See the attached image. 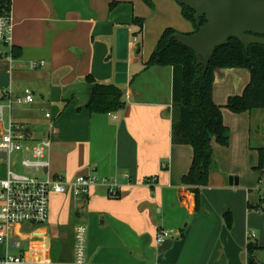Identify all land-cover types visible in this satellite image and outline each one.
I'll use <instances>...</instances> for the list:
<instances>
[{
    "label": "crops",
    "instance_id": "crops-1",
    "mask_svg": "<svg viewBox=\"0 0 264 264\" xmlns=\"http://www.w3.org/2000/svg\"><path fill=\"white\" fill-rule=\"evenodd\" d=\"M132 2L13 1L12 45L0 44V88L13 97H23L25 89H31L35 102L15 105L12 120L28 127L36 139L50 138L52 146L47 152L50 165L42 171L45 179L61 177L71 181L81 175L96 176L106 179L109 186L116 183L115 190L120 196L111 198L108 185H99L89 197L54 196L51 227L56 226L57 230L48 225L44 230L50 237L48 262H54L52 250L59 244H70L71 254L65 262L73 260L78 224L88 228V256L94 264H183L185 257L189 264H208L207 260L214 257L211 249L218 242L223 244L224 252L239 251L220 217L224 207L231 204L228 208H232L236 201L239 210H244L250 199L249 194H236L231 189L239 185L238 178H234L237 184L229 183L226 177L201 188L198 217L191 228L183 230L185 221L197 213L196 196L182 183L191 168L193 148L172 143L173 69L145 70L149 59L136 44L137 17ZM121 28L130 31L128 83L119 85L126 106L117 113L92 114L83 98L88 93L85 79L92 76L100 84L118 85L116 48ZM13 48L20 50L16 49V57ZM41 61L46 66L32 69L33 62ZM250 78L247 69L217 70L215 103L221 106L230 97L241 95ZM236 82L240 91L231 93ZM219 100L223 103H217ZM222 114L224 124L230 128L225 118L231 114L223 108ZM215 166L216 171V162ZM153 179L155 182H148ZM211 207L219 208L216 215ZM251 215L247 211V217ZM161 230L170 232L171 237L157 244ZM13 236L36 251L42 250L43 243L30 240L27 230L16 228ZM247 238L250 240L249 235H242L236 241L246 243ZM191 243L192 251L200 256L189 249ZM205 245L204 251L197 250ZM12 250L0 245V258L13 254ZM242 251L236 263L233 255L228 263L241 264ZM35 256L42 258L43 254L38 252Z\"/></svg>",
    "mask_w": 264,
    "mask_h": 264
},
{
    "label": "trees",
    "instance_id": "trees-1",
    "mask_svg": "<svg viewBox=\"0 0 264 264\" xmlns=\"http://www.w3.org/2000/svg\"><path fill=\"white\" fill-rule=\"evenodd\" d=\"M13 1L0 0V16L11 13ZM144 1L153 6L151 0ZM181 10L184 19L192 23L194 31L185 34L173 28L165 29L155 51L145 64V70L152 67L173 69L172 143L193 148L191 168L183 177L182 183L194 192L198 209L201 201L200 190L208 186L211 174L216 168L213 141L222 147H228L230 144L229 128L224 124L222 106L217 105L213 99L216 71L242 68L250 72V82L242 94L228 99L226 107L231 112L240 114L255 109L264 110V46L250 45L247 50L240 41L232 39L228 44L216 49L205 71L203 57L198 58L193 50L181 44L174 35H192L207 20L205 17L201 18L198 25L194 10L184 5H181ZM134 25L139 29L134 36L143 34L144 19L135 18ZM16 49L19 50L13 48L14 57L18 54ZM85 85L95 90L93 98L86 106L92 114H112L125 108V94L119 85L100 84L92 76L85 79ZM258 155L256 169L263 174L264 149H259ZM248 207L261 213L264 210V199L260 198L256 205L249 204ZM225 218L231 226V213H227ZM256 249L257 245L249 243L247 253L252 255Z\"/></svg>",
    "mask_w": 264,
    "mask_h": 264
},
{
    "label": "built area",
    "instance_id": "built-area-1",
    "mask_svg": "<svg viewBox=\"0 0 264 264\" xmlns=\"http://www.w3.org/2000/svg\"><path fill=\"white\" fill-rule=\"evenodd\" d=\"M0 44L12 45L11 13L0 16ZM9 58L12 56L9 55ZM44 66H46L44 61L33 62L31 65L34 70ZM34 102L31 89H25L23 97H13L6 89L0 93V153L6 155L5 159L0 158V162L8 164L6 176L0 179V245L19 252L0 258V264H56L47 260L50 252V237L44 232L50 219L51 196L60 195L79 199L89 197L99 185H108L106 179H99L96 176L81 175L71 181L61 177H47L41 180L17 173L12 169L14 164L11 158L16 153L22 154L21 165L24 168L35 169L36 172L49 169L47 152L52 146L50 138L36 139L28 127L12 120L15 105ZM50 116L46 114L47 118ZM260 181L264 182V173ZM148 182H155V179ZM109 188L111 198L119 197L115 190L116 183ZM16 228L27 230L30 240L42 242V250L36 251L30 246L24 249V241L18 236H13ZM170 237V232L161 230L156 242L162 244ZM253 238L254 235H249V239ZM38 252L43 254L42 258L35 256ZM59 264H94L88 256V228L85 224H78L75 228L73 260Z\"/></svg>",
    "mask_w": 264,
    "mask_h": 264
},
{
    "label": "rangeland",
    "instance_id": "rangeland-1",
    "mask_svg": "<svg viewBox=\"0 0 264 264\" xmlns=\"http://www.w3.org/2000/svg\"><path fill=\"white\" fill-rule=\"evenodd\" d=\"M134 1V13L136 17L142 18L145 21L144 33L138 35L136 38V44L139 46V49L144 52L145 57L149 59L152 53L156 49V39L163 33L167 28L179 29L181 32H189L194 30L192 23L186 21L182 16L181 4L176 0H151L153 6L148 5L144 0H126ZM186 29V30H185ZM138 32V28H135ZM180 32V33H181ZM144 42V43H143ZM143 43V45H142ZM224 73L226 71H223ZM222 73V74H224ZM226 75V73H225ZM151 81V80H150ZM235 83L236 88L234 92L238 93L241 86L239 87V82ZM157 87V84H153ZM3 90L0 88V93ZM242 93V92H241ZM228 102V101H227ZM225 104H220L223 110L228 111L230 118H225L227 125L230 127V144L226 147H221L215 142L216 150L214 149V160L217 165V170L211 175L208 186H212L215 181H222L224 178H229V183L231 178H238L239 185L231 188L234 192L241 193L244 192V196H248L249 201L244 204V210H239L238 204L236 201L232 203L231 206H226L222 210L220 217L221 222L225 225L226 231L231 235L232 243H236L239 251L224 252L222 248V243H216L211 249V255L214 253V257L207 260L208 264H229L230 257L234 258L236 263L240 252L241 255L244 254L243 262L241 264H249L250 261H254L256 264H264V210L259 214L257 211L250 210L248 205H256L260 198L264 194V182L259 181L261 171H257L255 166L258 164V150L264 149V110L255 109L252 111L243 112L236 114L231 112ZM217 103H223L222 100H219ZM22 154L16 153L12 155V163L14 164L13 170L17 173L27 175L29 177H37L41 180L45 179V174L43 172H36L35 169L24 168L21 165ZM8 164L6 162H0V179L4 177V174L7 172ZM241 177V179H240ZM54 196H51L50 201V219L47 223L51 227V203ZM202 201H200V206L197 210V213L190 220L185 221L183 225V230H188L193 225L195 218L198 217V213L201 209ZM212 214L216 215L219 210L218 207H211ZM226 209V210H224ZM221 210V209H220ZM247 211L251 212V216L247 217ZM216 213V214H215ZM231 213L232 215V225L229 226L225 215ZM50 224V225H49ZM52 230H57L56 226L51 227ZM242 235L253 236V239H246V243H243V240L239 243L236 241L238 237ZM179 238V237H176ZM219 240V239H218ZM249 241V242H248ZM249 243L257 245V249L253 252L252 255L247 253V246ZM28 243H24V249H27ZM193 243L189 245V249L192 251ZM219 246V248H216ZM207 245L198 247L197 250H205ZM13 254L17 252L12 250ZM192 253L197 254L198 252L192 251ZM71 254L70 244H59L54 246L52 257L53 261L57 263L65 262L68 260L69 255ZM202 255V254H201ZM224 260L222 261V256ZM231 255V256H230ZM200 256V254H197ZM188 257L182 259L183 264H189ZM206 262V263H207Z\"/></svg>",
    "mask_w": 264,
    "mask_h": 264
},
{
    "label": "water",
    "instance_id": "water-1",
    "mask_svg": "<svg viewBox=\"0 0 264 264\" xmlns=\"http://www.w3.org/2000/svg\"><path fill=\"white\" fill-rule=\"evenodd\" d=\"M179 4L187 6L195 11V19L206 18V23L192 35L176 34L174 38L195 54L203 57L205 71L207 70L211 56L218 47L226 45L232 39L240 41L248 50L250 45L264 46V0H176ZM130 50V31L121 28L117 32L116 58L117 77L116 84L128 83V65ZM204 71V72H205ZM88 89L87 97H83L88 103L94 96V88ZM78 91V90H77ZM79 93L82 94V92ZM0 158L6 155L0 153ZM238 182L231 178V184ZM249 264H256L250 261Z\"/></svg>",
    "mask_w": 264,
    "mask_h": 264
}]
</instances>
